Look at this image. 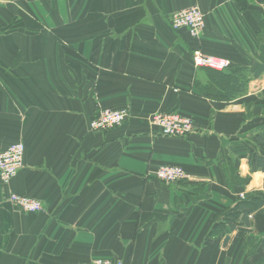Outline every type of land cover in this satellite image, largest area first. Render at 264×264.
Here are the masks:
<instances>
[{"label":"crops","instance_id":"crops-1","mask_svg":"<svg viewBox=\"0 0 264 264\" xmlns=\"http://www.w3.org/2000/svg\"><path fill=\"white\" fill-rule=\"evenodd\" d=\"M198 5L194 38L172 16ZM264 0H0V149L22 141L25 163L0 183V264H264V212L215 231L241 193L263 190L252 172L261 95H202L193 51L255 66ZM102 108L129 109L97 131ZM192 117L187 137L165 136L155 112ZM163 165L187 177L167 183ZM12 192L36 198L26 212ZM231 239L224 245L225 237Z\"/></svg>","mask_w":264,"mask_h":264},{"label":"built area","instance_id":"built-area-1","mask_svg":"<svg viewBox=\"0 0 264 264\" xmlns=\"http://www.w3.org/2000/svg\"><path fill=\"white\" fill-rule=\"evenodd\" d=\"M205 12L198 5L177 11L171 19L174 29L186 28L194 38L200 37L205 27ZM193 62L196 67L211 68L218 71L227 70L230 60L214 54L206 53L201 48L193 51ZM129 116V109L102 108L91 120L90 127L97 131H106L123 124ZM151 123L160 129L165 136L187 137L194 133L192 117L179 111H158L151 115ZM25 144L17 141L4 149H0V183L7 187L17 176L25 163ZM156 177L167 183L179 182L187 177L185 169L180 165H163L156 171ZM245 194L241 193L240 197ZM9 200L19 209L26 212L42 210L41 201L31 196L12 192ZM252 217V215H251ZM82 264H125L121 259L98 257Z\"/></svg>","mask_w":264,"mask_h":264},{"label":"trees","instance_id":"trees-1","mask_svg":"<svg viewBox=\"0 0 264 264\" xmlns=\"http://www.w3.org/2000/svg\"><path fill=\"white\" fill-rule=\"evenodd\" d=\"M264 31V19L260 18ZM208 77L205 82H197V87L202 95L232 101L245 96L249 91L252 79L264 74V42L260 43L258 62L255 66H248L230 61L227 70L218 71L211 68H202ZM261 149L255 146L249 154V164L252 172L264 173V131L257 134ZM264 212V180L263 190H253L245 193L244 197L237 199L233 206L225 208L216 219L215 231L229 232L239 226H250V218L255 212ZM259 243L264 249V238Z\"/></svg>","mask_w":264,"mask_h":264},{"label":"rangeland","instance_id":"rangeland-1","mask_svg":"<svg viewBox=\"0 0 264 264\" xmlns=\"http://www.w3.org/2000/svg\"><path fill=\"white\" fill-rule=\"evenodd\" d=\"M251 82H252V86H251L252 92H256L257 94L259 93V95H261L260 102L264 104V74L259 78L252 79ZM258 107H259L258 111L260 113L258 115L259 116L258 120H260L261 122L258 125V131L260 132V131H264V105H259Z\"/></svg>","mask_w":264,"mask_h":264},{"label":"water","instance_id":"water-1","mask_svg":"<svg viewBox=\"0 0 264 264\" xmlns=\"http://www.w3.org/2000/svg\"><path fill=\"white\" fill-rule=\"evenodd\" d=\"M224 72H225V73H228L229 70H224ZM230 239H231V237H230L229 235H227V236L225 237V240H224V245H225V246L227 245V243L229 242Z\"/></svg>","mask_w":264,"mask_h":264}]
</instances>
